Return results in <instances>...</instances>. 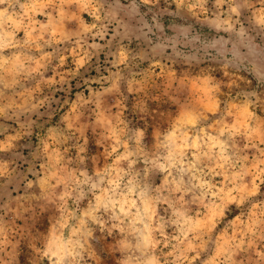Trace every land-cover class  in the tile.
Returning <instances> with one entry per match:
<instances>
[{
    "label": "rangeland",
    "instance_id": "rangeland-1",
    "mask_svg": "<svg viewBox=\"0 0 264 264\" xmlns=\"http://www.w3.org/2000/svg\"><path fill=\"white\" fill-rule=\"evenodd\" d=\"M0 264H264V0H0Z\"/></svg>",
    "mask_w": 264,
    "mask_h": 264
}]
</instances>
